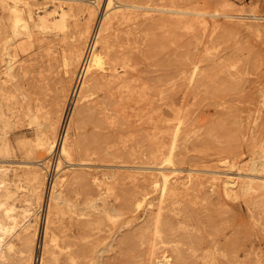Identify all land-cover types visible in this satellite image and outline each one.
Here are the masks:
<instances>
[{
  "label": "rangeland",
  "instance_id": "1",
  "mask_svg": "<svg viewBox=\"0 0 264 264\" xmlns=\"http://www.w3.org/2000/svg\"><path fill=\"white\" fill-rule=\"evenodd\" d=\"M29 1L34 21L43 14L41 11L50 13L53 9H59V6L60 9L65 6L62 9L67 10L68 14L65 21L56 27L45 30L31 27L29 32L20 25L26 20L25 11L20 3H16L18 10H15L13 1L7 0L4 9L0 4V18H2L0 26L5 24L0 33V180L1 177H5L7 180L5 183H9L7 186L10 191L12 190L9 199L3 198L4 204L0 206V221L7 222L4 212L8 204L17 206L14 211L18 215H22L21 210L23 211L27 206L31 209L29 218H32V224L37 228L45 214V204L41 205V201L44 196L43 185L46 174L45 169L39 167L38 163L42 160L44 162L50 160V171L53 172L57 157V154L49 155L38 143L41 136L50 135L48 125L56 120L57 133L64 101L77 69L67 77L59 106L57 82L61 71L65 73L74 65H83L87 60L85 55L89 47L87 44V48L82 51L79 47L75 48L76 50L64 51L60 40L63 34L68 35L78 21L82 28L80 38H100V23L113 10L114 0H90L88 1L90 4L84 2L92 7L94 12L88 36L85 35L87 22L82 19L84 16L87 17L86 12L76 5L69 7L70 3L76 4V2ZM137 1L142 2L147 8L171 7L170 9L181 10L182 13L174 15L181 22L175 27L170 25L158 28L152 21L141 23L135 20L129 23L124 21L114 27L112 37L117 38L114 48L130 58V66L128 65L127 69L129 71L124 73L126 77L124 83L127 84V88L124 87L126 84H122L119 89H112L113 97L116 95V99L113 100L114 110L104 114L98 113L95 107L96 101L102 99L103 91H96L86 97L79 95L77 98V105L68 128V137L73 145V161L86 162V166L81 168L77 166L75 170L64 173L62 194H124L126 192L124 188L130 187L131 182L142 180L140 178L145 171L138 168L143 165L140 164L141 159L137 158L143 142L140 128L157 121V118L171 119V115L167 117L168 114L165 113L166 109L167 111L170 109V103H173V107L181 114L183 113L185 119L187 118V127L190 129L186 141L189 159L180 162L179 142L171 161L167 160L166 146L157 162L167 171L173 167L181 168L182 171H178L177 176L184 181L188 179L186 169L189 168L200 170L197 172L204 175L208 182H211L210 178L215 176L214 182L221 183L225 173L237 177V170H233L236 168L231 169L233 173L231 170L224 171L228 168L218 160L227 154L226 143L239 142V129L246 128L255 118L260 119L258 115L264 117V103H262L264 95H261L264 94V26H262L264 22L247 17L235 19L226 17L228 14L241 12L247 14L245 12L250 11L264 17V0H179L175 7L170 6L168 0ZM138 11L143 13V10ZM149 13L160 12L150 10ZM15 19L20 21L13 24ZM257 26L260 29L256 28ZM126 32L133 33L134 38H124ZM3 38L10 40L5 42ZM21 40L24 42L22 43ZM119 65L117 62L116 66ZM194 66L196 71L191 78ZM143 85L145 88L142 87ZM119 90L126 93L119 97L120 100H118L121 94ZM144 95L146 98L140 99ZM118 102H121V105L117 104ZM162 106H164V114L161 113ZM26 107L32 109L38 121L30 116L25 117L22 112ZM100 119L102 122L99 132ZM224 143L225 145L222 146ZM190 157H193V160H190ZM205 170H209L208 174ZM210 171H216L218 174ZM35 172L39 174V182ZM60 174L61 172L56 175ZM95 176L97 179L94 178ZM75 177H86L85 187L80 181H76ZM107 185H111L113 191H107L109 189ZM5 189L6 187L0 184V192ZM227 203L229 205L219 209L206 201L200 202L197 233L204 234L208 240L221 238L222 234L225 237H222L220 251H215L204 262H189L191 264H264V215L259 213L264 209V199L259 200L254 196L240 194L237 198L228 199ZM40 206L42 209L39 208ZM92 209L88 207L87 211L93 213L95 206H92ZM18 220L21 224L16 225L8 233L0 232V237L3 239L0 244L3 245L4 255L1 264L31 262L22 258V246L19 240L22 223L26 218L23 220V217L18 216ZM59 226L60 224H57V231L55 230L58 244L55 254L52 257L46 256L43 264L62 262L61 226ZM235 254L237 256H234Z\"/></svg>",
  "mask_w": 264,
  "mask_h": 264
},
{
  "label": "bare ground",
  "instance_id": "2",
  "mask_svg": "<svg viewBox=\"0 0 264 264\" xmlns=\"http://www.w3.org/2000/svg\"><path fill=\"white\" fill-rule=\"evenodd\" d=\"M6 1L0 0L1 8H6ZM11 1L15 4V10L19 9L16 3H20L23 6L26 20H23L20 25L22 28H27L29 32L31 31V27H39L42 30L56 27L63 23L66 15H68L67 10L62 9L65 6L61 9L59 6V9H53L50 13L41 11L43 14L36 17L37 20L34 21L29 0ZM59 1L54 0L56 3ZM70 1L76 2V4L70 3L69 7L76 5L86 12L87 17L82 16V19L87 22L85 35L88 36L94 12L92 7L84 4V2L88 4L90 0ZM128 1L114 0L113 10L100 23V38H80L82 28L80 21H78L73 25V29L70 30L68 35L63 34L60 40L62 41L64 51L76 50L75 48L78 47L82 51L87 48V44L89 47L85 55L87 60L84 61L83 65H74V67L76 66L75 68L73 67L74 69H69L65 73L61 71L57 82L58 96L60 97L59 106L62 101V90L67 82V77L77 69L72 86L70 85L71 88L68 96L64 101L65 105L59 126L57 125V133L56 120L48 125L50 135L41 136L38 143L49 155L55 151L59 155L54 165L55 173L52 177L49 190L47 194H45L44 190V196L41 201V205L45 204V214L41 224L37 228H34L32 218H29L31 216V209L29 207H24L23 211L21 210L22 215H18L14 211L17 206L8 204L4 212L7 222L0 221V232L4 233L7 231L8 233L20 223L18 216L23 217V220L26 218L23 221L24 223H22V233L19 236V240L22 246V258L31 261L29 262L30 264H43L46 256L52 257L55 254V248L58 246L55 233L57 224L61 226V264H189L191 261V263L204 262L215 251H220L219 246L222 245L221 240L225 235L222 234L221 238L208 240L204 234L200 235V233H197L201 211L200 202L206 201L208 204L222 209L229 205L227 203L228 199L237 198L240 194L254 196L259 200L264 199V117L258 115L260 119L255 118L254 122L246 128L239 129V142L237 144L229 142L226 145L225 143L222 145H225L227 154L224 157H220L218 161L223 163L226 166L225 168H228L224 171L236 168L233 170H237V177H232L233 175L229 176L231 174L227 175L225 173V178L221 183L214 182L216 180L215 176L210 178L211 182H208L209 180L204 175H200V172H197L200 170L189 168L186 169L188 179L184 181L181 177L177 176V172L182 171L181 168L173 167L167 171L163 166H160L161 163L158 164L157 162L158 157H160L159 155L166 146L168 151L167 160L171 161L172 154L175 148L179 146V142L180 149L178 156L180 162H186L189 159L186 141L190 129L187 127V118L185 119L182 116L183 113L181 114L180 111L173 107V103H170V109L168 111L166 109L165 112L168 114L167 117L171 115V119L157 118V121L148 122V126L140 128V131L142 130L140 135L143 142L140 146V155L137 158L141 159L140 164L143 165L138 166V168L145 171L142 173V178H140L142 180L138 182L134 181L135 183L131 182L130 187L124 188L126 189L124 194H62L64 173L68 170H75L77 166H80V168L81 166H86V162L78 163L73 161V145L68 137V128L71 123L70 121H72L71 116L77 105V98L79 95L86 97L96 91H103L102 99L96 101L95 107L98 113L104 114V112L112 110L114 106L113 100L116 99V95L113 97L112 89L126 84L124 83L126 78L124 77V73L129 71L127 69L128 65L130 66V58L124 52L119 53L114 48L116 46L115 43H117V38L112 37V33L114 36V27L121 22L125 21L129 23L135 20L141 23L152 21L158 28L170 25L171 27H175L181 22L178 17L174 16L175 14L182 13L183 11L181 10L170 9L171 7L147 8L142 5V2L137 0ZM167 3L175 7L179 3V0H168ZM133 9H136V11H133ZM138 10H143V13H140ZM150 10H156L160 13L152 14L149 13ZM245 13L247 14H244V12L228 14L226 17L234 19L247 17L264 22V17L257 16L254 12ZM196 14L202 13L196 12ZM19 21V19H15L13 24ZM3 26H0V33L4 29ZM262 26H264V23H262ZM256 28L260 29L258 26ZM125 35L126 37L124 38L126 39L134 38V34L131 32H126ZM3 39L5 42L10 40V38ZM21 42L23 43L24 41L21 40ZM29 42L27 43L29 44ZM19 43L18 45H20ZM117 62H119V66H116ZM195 66L192 69L191 78L196 71ZM145 85L142 87L145 88ZM124 87L127 88V84ZM71 91L72 93H70ZM119 91L117 92L119 93ZM120 93L118 98L126 94L121 91ZM71 96H73V100H70ZM144 98H146L145 95L143 98L140 97L142 100ZM117 104L121 105V102ZM162 107L163 112L161 111V113L164 114V106ZM242 111L244 110L242 109ZM22 113L25 117L30 116L36 120V115L32 109L26 107ZM101 122L102 119L98 122L99 132ZM99 149L102 148L99 147ZM190 160H193V157H190ZM62 161L64 165H62ZM48 163L49 160L46 162L42 160L39 161L38 165L39 167H43L45 169L44 172H46ZM169 165L172 167L171 163ZM208 171L205 170V173L208 174ZM59 172L61 174L56 175ZM210 172L218 174L216 171ZM34 174H36V179L39 182V174L37 172ZM241 177L244 179L239 180ZM94 178L97 179L96 176ZM57 179L59 180L57 181ZM74 179L80 181L85 187L86 177H75ZM46 180L47 176L45 174L43 188L46 186ZM6 181L5 177H1L0 184L6 187V189L0 192V206L4 204L3 198L9 199L8 197L12 191L9 190L7 186L9 183H5ZM110 186L107 189V191L110 190L109 192L113 191ZM97 201L98 205H96ZM92 206H95L93 213L90 210L88 212L87 208L91 207L92 209ZM259 213L264 215V209H261ZM92 226L95 227L93 228ZM1 240L3 241L2 238ZM2 247L3 245L0 244V264L4 256ZM234 256H237V254ZM35 260L37 261L35 262Z\"/></svg>",
  "mask_w": 264,
  "mask_h": 264
},
{
  "label": "built area",
  "instance_id": "3",
  "mask_svg": "<svg viewBox=\"0 0 264 264\" xmlns=\"http://www.w3.org/2000/svg\"><path fill=\"white\" fill-rule=\"evenodd\" d=\"M73 98V96H71V99L70 100H73L72 99ZM53 154L54 155H56L57 154V157H56V159H55V163H54V165L56 164V161H57V159H58V153H57V151H55V152H53ZM50 160H49V163H48V166H47V168H46V176H47V180H46V186H45V188H44V190H45V194H47V192H48V190H49V186H50V184H51V180H52V177H53V175H54V173H55V169H54V167H53V172H52V170L50 171ZM38 245H39V241H38ZM39 250V249H38ZM37 260H35V262H36Z\"/></svg>",
  "mask_w": 264,
  "mask_h": 264
}]
</instances>
